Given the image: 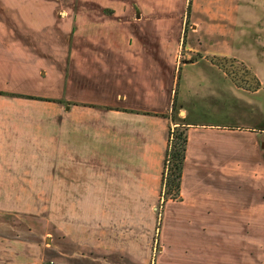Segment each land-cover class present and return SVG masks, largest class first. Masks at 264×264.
Listing matches in <instances>:
<instances>
[{"label": "rangeland", "instance_id": "rangeland-1", "mask_svg": "<svg viewBox=\"0 0 264 264\" xmlns=\"http://www.w3.org/2000/svg\"><path fill=\"white\" fill-rule=\"evenodd\" d=\"M57 3L59 16L65 20L143 17L142 26L128 27L129 34L148 36L152 33L148 21H159L158 36L165 41L161 45L167 47L161 49L167 53L161 57L174 61L172 68L177 76L173 88L176 110L168 113L175 120L115 118L110 122L109 118H80V154L75 165V177L80 180L78 195L90 193L102 201L79 203L76 217L82 221L89 214L93 219L91 228L96 231L101 226L98 230L101 233L103 227L108 234L105 242L112 241L113 247L118 245L114 242L116 238L126 239L129 252L138 248L140 264H264V146L261 145L264 135L259 133L264 129V0H57ZM211 82L244 94L239 101L230 98L218 102L219 115L224 119L216 116L221 118L217 128L229 135L213 141L219 148L228 142L233 148L238 145L240 149L234 151L239 156L227 157L221 149L223 161L218 170L234 160L228 170L218 171L220 184L205 186L202 182L206 179L197 160L206 144L200 140L204 127L188 125V154L180 195L167 199L161 180L170 128H182L181 123L190 121L191 115L184 119L186 97L192 98L194 120L215 117L208 112L198 116L196 109L204 86ZM251 92L255 95L249 96ZM80 109L82 116L93 112L87 106ZM250 118L254 122L250 123ZM86 120H93L94 124L89 127ZM248 125H255L256 130ZM108 128L113 134H123V148L120 139L102 135ZM247 148L253 152L245 151ZM203 165L205 169L207 165ZM32 168L34 173L43 171L41 178H46L43 177L46 172L55 179L54 163H32ZM64 175L68 180L71 178L68 172ZM195 179L199 187L195 186ZM16 190L32 195L33 212L26 213V217L16 214L0 219V264H75L74 250L89 246L78 241L80 238L72 239L71 215L63 220L69 224L67 232L59 230L61 217L56 218L54 213L59 188L40 185ZM63 194L70 200L71 187H65ZM107 196H114L111 198L115 201L108 202ZM62 207L65 213L68 207L71 210V203H63ZM87 209L90 213H85ZM16 237L31 243L17 245L13 240ZM129 259L118 258L115 263L127 264Z\"/></svg>", "mask_w": 264, "mask_h": 264}, {"label": "crops", "instance_id": "crops-1", "mask_svg": "<svg viewBox=\"0 0 264 264\" xmlns=\"http://www.w3.org/2000/svg\"><path fill=\"white\" fill-rule=\"evenodd\" d=\"M144 21L143 17L137 20L116 17L65 20L59 16L57 0H0V91L7 93L0 94V219L16 214L26 217V213L33 212L32 195H25L23 191L19 193L16 188L40 185L59 188L54 198L55 217H61L59 230L67 232L69 224L63 220L71 215L72 239L80 238L77 240L89 246L74 250L75 264H117L115 261L124 257L130 258L127 264H140L138 248L129 252L126 239L116 238L118 241L114 242L118 245L113 247L112 241L105 242L108 234L103 227L101 233L98 231L101 226L96 231L91 228L93 219L89 214L83 216L82 221L76 217L79 203L102 200L90 193L78 195L80 180H76L75 165L80 154V118H109L110 122L115 118H172L168 113L173 111L176 97L173 88L177 76L172 68L174 61L161 57L167 55L161 50L167 49L161 45L165 41L158 36L161 24L156 20L148 21L152 28L148 36L128 33L129 26H142ZM161 65L165 68L161 69ZM11 82L19 85L12 86ZM218 84L207 83L200 95V104L194 102L197 114L200 113L198 116L208 112L215 115L214 118L194 120L192 98L188 100L186 97L183 101L184 119L191 115L187 124H202L204 127L200 131V140L206 144L197 160L206 179L202 182L205 186L215 182L220 184L222 180L218 171L228 170L234 160L218 170L223 161L221 149L225 152L223 155L232 158L239 156L234 149H240L238 145L233 148L230 142L219 148L218 143L213 142L229 135L217 128L221 118L224 119L219 115L218 102L230 98L239 101L244 95L236 88L223 86L222 89ZM250 94L255 95V92ZM81 106H87L93 112L82 116ZM250 119V123L254 122ZM85 124L90 127L94 122L86 120ZM109 129L102 135L120 139L118 142L123 148V134H113ZM259 133L264 135V129ZM261 143L263 147L264 142ZM244 150L253 152L251 148ZM41 162L54 163L55 179L46 172L43 176L46 178H41L42 169L40 173L33 172L32 163ZM203 164L207 165L205 169ZM60 171L62 175L59 176ZM67 172L72 178L70 182L64 175ZM67 186L72 191L70 200L63 194ZM195 186H200L196 179ZM120 196L127 197V194ZM111 197L114 196H107L108 202L115 201ZM63 203H71V210L68 207L64 213ZM90 211L87 209L85 213ZM76 225L78 227L74 228ZM13 240L17 245L31 243L19 237Z\"/></svg>", "mask_w": 264, "mask_h": 264}, {"label": "trees", "instance_id": "trees-1", "mask_svg": "<svg viewBox=\"0 0 264 264\" xmlns=\"http://www.w3.org/2000/svg\"><path fill=\"white\" fill-rule=\"evenodd\" d=\"M0 94H7L0 91ZM9 95V94H8ZM15 95V94H10ZM44 99V98H38ZM48 100V99H46ZM176 102V101H175ZM173 104V110H176V103ZM172 120H175L172 118ZM179 126L182 128L172 129L169 131L168 146L164 159V168L162 174V186L165 195H168L167 199H175L180 195L182 177L184 172L188 135L186 127L188 124L181 123Z\"/></svg>", "mask_w": 264, "mask_h": 264}]
</instances>
